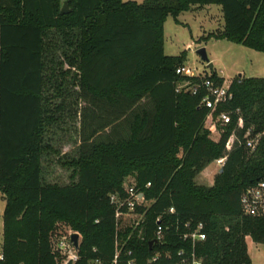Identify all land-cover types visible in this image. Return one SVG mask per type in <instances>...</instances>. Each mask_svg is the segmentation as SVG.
Returning a JSON list of instances; mask_svg holds the SVG:
<instances>
[{
	"label": "trees",
	"instance_id": "trees-1",
	"mask_svg": "<svg viewBox=\"0 0 264 264\" xmlns=\"http://www.w3.org/2000/svg\"><path fill=\"white\" fill-rule=\"evenodd\" d=\"M64 1L0 0V264H60L52 251L60 225L82 237L78 264L111 259L110 195L124 194L130 177L153 202L143 256L157 217L174 207L182 221L205 224L207 240L197 253L206 264H252L246 239L264 244V218L245 216L240 198L264 180V137L254 153L241 146L228 154L214 186L195 183L227 156L235 123L221 126L217 141L210 137L204 92L176 91L185 58L165 54L163 27L194 5H218L224 29L206 39L264 53V0H67L71 12L62 16ZM70 76L86 103L78 114L87 112L89 131L79 156L65 163L75 181L60 186L45 182L44 168L50 133L64 121ZM231 92L230 108L241 110L245 127L263 132L264 78L236 79ZM55 98L62 101L52 109Z\"/></svg>",
	"mask_w": 264,
	"mask_h": 264
},
{
	"label": "built area",
	"instance_id": "built-area-1",
	"mask_svg": "<svg viewBox=\"0 0 264 264\" xmlns=\"http://www.w3.org/2000/svg\"><path fill=\"white\" fill-rule=\"evenodd\" d=\"M176 73L184 78L177 84V93L197 95L200 91L204 92L201 107L211 113L207 120L213 113H217V120L222 125L235 123L226 143L227 156L214 162L220 168L218 174L223 171L228 154L236 147L244 146L248 152H256L264 131L257 132L254 125L246 128L241 110L230 108L234 100L231 85L226 86L224 82L220 84L211 76H201L185 66L178 68ZM192 79H199L201 83L193 84ZM234 117H237L236 121ZM150 187L151 184H148L146 188ZM110 203L115 209L114 254L111 259L97 258L90 260L88 264H206L197 253L198 246L207 240L204 223L184 222L174 207L169 208L157 217L156 225L151 231L152 238L146 243L149 255L143 256L138 251L141 246L139 244L145 245L146 238L142 233L146 229V215L153 202L148 201L144 192L136 186H125L124 194L110 195ZM240 206L245 216L264 218V180L244 190ZM147 230L150 231L149 228ZM75 233L70 230L68 234L53 238L52 251L59 258L60 264H78L81 261L82 237L79 234V248H76L71 240ZM151 242L154 243L152 249ZM0 260H3L2 250Z\"/></svg>",
	"mask_w": 264,
	"mask_h": 264
},
{
	"label": "rangeland",
	"instance_id": "rangeland-1",
	"mask_svg": "<svg viewBox=\"0 0 264 264\" xmlns=\"http://www.w3.org/2000/svg\"><path fill=\"white\" fill-rule=\"evenodd\" d=\"M140 4L144 0H134ZM224 26L222 7L218 5L192 6L191 10L183 12L176 21L168 16L163 27V47L168 56H184V66L201 76H213L223 79L226 86L236 79L264 78V53L231 43L226 40L206 39L210 33H220ZM205 49L209 63L203 61L197 54ZM59 57V56H58ZM60 59V57H59ZM58 60V59H57ZM213 65V68L210 67ZM68 69V66H65ZM73 76L67 83V106L63 115L64 121L53 127L50 133L53 151L45 157L44 180L49 184L60 186L71 185L73 170L65 166L69 159L79 156L82 136L88 133V115L84 117L79 112L86 107V103L78 100L76 89L72 84ZM53 95L54 88L49 89ZM62 99L55 98L52 109ZM221 123L214 115L206 123L210 137L217 141L222 133ZM220 168L212 163L195 180L198 186L212 187ZM126 187L135 186V179L130 177L125 182ZM4 210L5 200L0 194V251L4 239ZM69 228L60 225L58 235L68 234ZM248 254L252 264H264V244L255 243L250 237L246 239Z\"/></svg>",
	"mask_w": 264,
	"mask_h": 264
},
{
	"label": "water",
	"instance_id": "water-1",
	"mask_svg": "<svg viewBox=\"0 0 264 264\" xmlns=\"http://www.w3.org/2000/svg\"><path fill=\"white\" fill-rule=\"evenodd\" d=\"M71 11H70V8H69V4H68V1L65 0L62 4V7H61V12L60 14L62 16L64 15H67L69 14ZM197 54L201 57V59L203 61H206L207 63H209V59H208V56H207V52L205 49H200ZM211 68H213V65H210ZM221 173H223V171H221ZM71 240L72 242L74 243L75 247L76 248H79V234L78 233H75L71 236ZM153 242L150 243V249L153 248Z\"/></svg>",
	"mask_w": 264,
	"mask_h": 264
},
{
	"label": "crops",
	"instance_id": "crops-1",
	"mask_svg": "<svg viewBox=\"0 0 264 264\" xmlns=\"http://www.w3.org/2000/svg\"><path fill=\"white\" fill-rule=\"evenodd\" d=\"M124 2H129V1H134V0H123ZM145 1V0H144ZM137 3H139V2H137ZM200 7H202V6H200ZM223 29H224V26H223ZM211 34H213V33H210L209 35H211ZM168 56V55H167Z\"/></svg>",
	"mask_w": 264,
	"mask_h": 264
}]
</instances>
